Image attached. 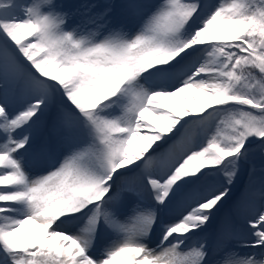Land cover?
Wrapping results in <instances>:
<instances>
[{
	"label": "snow or ice",
	"instance_id": "1",
	"mask_svg": "<svg viewBox=\"0 0 264 264\" xmlns=\"http://www.w3.org/2000/svg\"><path fill=\"white\" fill-rule=\"evenodd\" d=\"M79 7L0 0V264H264V0Z\"/></svg>",
	"mask_w": 264,
	"mask_h": 264
},
{
	"label": "rangeland",
	"instance_id": "2",
	"mask_svg": "<svg viewBox=\"0 0 264 264\" xmlns=\"http://www.w3.org/2000/svg\"><path fill=\"white\" fill-rule=\"evenodd\" d=\"M106 1V2H104ZM87 0V2L95 4L96 7L92 9L93 13H98L104 11L105 8H108L110 11V22L113 23L115 17H121L123 15V10L126 9V5L130 2V0ZM57 5H63V11H66L69 20V26L75 27L77 24L81 22L80 15V5L85 2V0H54ZM204 2L208 5H213L218 2V0H204ZM132 26V20L127 21L123 24V27L130 28ZM182 103V102H181ZM174 106V105H172ZM189 107L193 105L188 104ZM40 131V130H39ZM252 162L255 164L257 168V177L260 176L259 169L262 165H264V156H261L258 149L253 146V155ZM249 166H245V169L242 171L241 175L237 178L235 185L232 188V200H234L237 196H239L240 192L244 189L245 185L248 183V171L247 168ZM231 211V200L226 202L224 208L222 209V213ZM234 215V214H233ZM71 229V228H70ZM69 229V230H70ZM102 241V240H101Z\"/></svg>",
	"mask_w": 264,
	"mask_h": 264
},
{
	"label": "bare ground",
	"instance_id": "3",
	"mask_svg": "<svg viewBox=\"0 0 264 264\" xmlns=\"http://www.w3.org/2000/svg\"><path fill=\"white\" fill-rule=\"evenodd\" d=\"M187 102H189L188 104L191 103V101H187ZM164 103L172 106L174 104V101L168 99L167 101L165 100ZM39 130L40 129H38V131ZM206 235L209 237V242L215 244V241L213 240V229L212 228L208 229V232L206 233ZM234 241H235V239H230V243H232L235 246L237 244V242H234Z\"/></svg>",
	"mask_w": 264,
	"mask_h": 264
}]
</instances>
